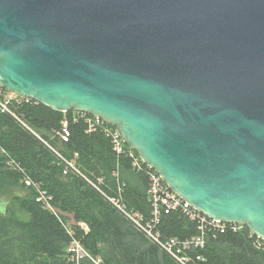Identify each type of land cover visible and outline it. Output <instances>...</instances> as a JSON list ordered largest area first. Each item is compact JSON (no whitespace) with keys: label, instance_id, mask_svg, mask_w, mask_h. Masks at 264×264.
Wrapping results in <instances>:
<instances>
[{"label":"water","instance_id":"obj_1","mask_svg":"<svg viewBox=\"0 0 264 264\" xmlns=\"http://www.w3.org/2000/svg\"><path fill=\"white\" fill-rule=\"evenodd\" d=\"M0 87L102 119L264 240V0H0Z\"/></svg>","mask_w":264,"mask_h":264},{"label":"trees","instance_id":"obj_2","mask_svg":"<svg viewBox=\"0 0 264 264\" xmlns=\"http://www.w3.org/2000/svg\"><path fill=\"white\" fill-rule=\"evenodd\" d=\"M1 93V102L12 94L4 89ZM15 98L6 103V110L0 108V264H67L70 238L62 224H68L84 250L102 264H180L109 201L120 186L126 208L145 220L150 217L146 177L115 155L102 131H87L83 115L92 116ZM64 121L66 142L57 135ZM9 160L18 167H8ZM68 161L77 172L63 175ZM117 164L118 180L113 176ZM23 177L33 186L26 188ZM40 192L49 196L57 216L35 201ZM157 230L162 239L196 235L195 224L180 212L163 214ZM254 240L244 226L237 233L208 238L198 252L206 264H264V250L257 249ZM80 264L93 263L85 258Z\"/></svg>","mask_w":264,"mask_h":264},{"label":"built area","instance_id":"obj_3","mask_svg":"<svg viewBox=\"0 0 264 264\" xmlns=\"http://www.w3.org/2000/svg\"><path fill=\"white\" fill-rule=\"evenodd\" d=\"M0 87V97L2 95ZM24 98V97H23ZM16 99L15 94H10L4 102L0 99V108L6 110V103L9 100ZM28 100V98H26ZM30 100V99H29ZM85 114V113H84ZM87 123V131L95 132L97 130L102 131L106 137L109 138L112 150L117 157H125L130 164V169L134 173H141L147 179V200L150 205V217L145 220L141 215L129 211L122 198V189L118 188V195L111 196L109 201L113 204L119 212H121L129 221L141 231L145 237L158 245L160 249L166 252L171 258L176 260L180 264H206L204 257L198 252L205 248L207 239L212 237L215 238L219 234H224L228 231L237 233L243 229L245 225L241 223H224L217 220H213L196 209H194L189 203L180 198L177 194L170 190V188L163 182L161 177L147 165H145L138 155H135L134 151L129 148L121 139L116 129L110 126L107 122L97 117H85ZM58 137L62 142H66L69 136L67 130V122L62 123L61 131L57 133ZM56 153V152H55ZM57 157L60 158L58 153ZM76 157V155H75ZM8 167H18L13 161L9 160L6 162ZM119 164H117V170L113 176L117 180L119 179ZM77 167L73 161H68L63 165V175L70 174L71 171L77 172ZM23 183L26 188L32 187V182L23 177ZM103 180H99L102 183ZM49 196L46 192H40L37 194L35 201L44 209H47L55 216L57 212L49 203ZM171 212H180L182 215L189 218L191 222L195 224L196 235L186 238H168L162 239L159 231L157 230L160 218L163 214H169ZM65 233L70 238L69 245L67 247V264H80L82 259H88L93 264H102L99 258L91 257L82 247L80 241L76 238L73 229L68 224H62ZM82 227H85L81 224ZM254 236V246L259 250H264V240L255 236L250 232V237Z\"/></svg>","mask_w":264,"mask_h":264}]
</instances>
